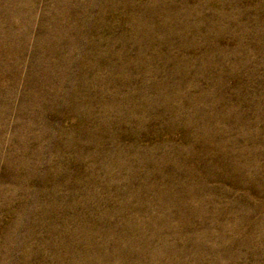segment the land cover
Wrapping results in <instances>:
<instances>
[{
	"label": "rangeland",
	"instance_id": "374dc122",
	"mask_svg": "<svg viewBox=\"0 0 264 264\" xmlns=\"http://www.w3.org/2000/svg\"><path fill=\"white\" fill-rule=\"evenodd\" d=\"M0 264H264V0H0Z\"/></svg>",
	"mask_w": 264,
	"mask_h": 264
}]
</instances>
